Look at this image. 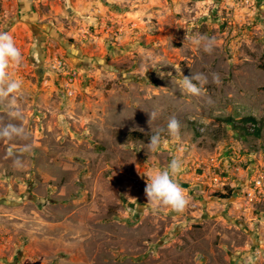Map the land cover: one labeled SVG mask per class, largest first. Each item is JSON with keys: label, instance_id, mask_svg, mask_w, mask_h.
I'll return each mask as SVG.
<instances>
[{"label": "rangeland", "instance_id": "obj_1", "mask_svg": "<svg viewBox=\"0 0 264 264\" xmlns=\"http://www.w3.org/2000/svg\"><path fill=\"white\" fill-rule=\"evenodd\" d=\"M59 1L61 28L39 18L14 68L23 121L0 103V124L29 134L0 140V187L19 190L26 231L49 238L15 264H236L264 216V198L246 195L264 182V0ZM199 35L214 38L211 54L192 43ZM193 73L208 77L199 97L177 85ZM173 115L179 138L165 131L148 152L151 129ZM173 158L183 213L147 205L144 192Z\"/></svg>", "mask_w": 264, "mask_h": 264}, {"label": "clouds", "instance_id": "obj_2", "mask_svg": "<svg viewBox=\"0 0 264 264\" xmlns=\"http://www.w3.org/2000/svg\"><path fill=\"white\" fill-rule=\"evenodd\" d=\"M189 39L186 34L185 40ZM192 43L202 46L203 51L211 54L215 47L214 38L205 35H199L192 39ZM23 62V54L16 46L13 36L7 31H0V103L8 102L9 112L12 120L23 121L22 111L17 103L16 93L23 87V81L13 77L10 73L11 68L19 67ZM163 75V73H161ZM212 83L219 86L221 83L218 73H212ZM208 83V77L203 73H193L192 76H183L181 81L177 82L180 91L183 94L192 96H202L204 94V85ZM149 126L151 128L155 113L151 112ZM180 121L173 115L168 118L166 129L159 128L155 131L151 129L149 143L146 144L148 152H155L162 143V133L167 131L168 135L174 138L180 136ZM141 131H143L141 129ZM28 132L22 123L0 124V140H13L20 138L28 139ZM166 143V141H165ZM31 144H24L21 152L32 151ZM8 155L12 158L13 166L23 165L21 156L17 155L15 150H10ZM182 171V164L179 160L173 158L165 169L154 170L146 175V187L144 189L147 197V205L153 208L167 207L176 213H183L190 204V199L185 189L177 182L176 177Z\"/></svg>", "mask_w": 264, "mask_h": 264}, {"label": "crops", "instance_id": "obj_3", "mask_svg": "<svg viewBox=\"0 0 264 264\" xmlns=\"http://www.w3.org/2000/svg\"><path fill=\"white\" fill-rule=\"evenodd\" d=\"M39 2H43L47 6L43 11L37 10ZM60 3L59 0L58 2L56 0H0V31L9 32L20 50L24 51L25 46L29 50L34 44L28 40L37 31L39 18L44 21L55 19V26L58 29L61 28V15L65 16L66 14L61 7H58ZM44 30L51 32V28L47 24ZM9 71L15 77L14 68ZM19 194V190L10 184L0 187V264H15V260L20 258L22 250L36 251L38 249L33 244L37 238L42 237L39 241L45 243L49 239L45 235L37 237L35 234H29L28 232L32 230L26 231L23 223L25 221L21 220L19 214L21 209ZM256 227L252 248H249L248 245L238 252L236 264H264V234H261V231L264 230V216L258 218ZM24 237L27 238L23 239ZM25 242L27 244L24 246ZM23 256H27V253L25 252Z\"/></svg>", "mask_w": 264, "mask_h": 264}, {"label": "built area", "instance_id": "obj_4", "mask_svg": "<svg viewBox=\"0 0 264 264\" xmlns=\"http://www.w3.org/2000/svg\"><path fill=\"white\" fill-rule=\"evenodd\" d=\"M70 88L68 87V85L66 86V93L68 95L72 94V91L69 90ZM255 125L252 124L251 127H254ZM221 183V179L219 176H217L216 174L214 176L211 177V184L214 187L219 186ZM246 195L247 198L249 200H253L256 199L258 200L259 198H264V182H262V180L260 178L255 179L252 183V186L250 188L247 189L246 191Z\"/></svg>", "mask_w": 264, "mask_h": 264}, {"label": "trees", "instance_id": "obj_5", "mask_svg": "<svg viewBox=\"0 0 264 264\" xmlns=\"http://www.w3.org/2000/svg\"><path fill=\"white\" fill-rule=\"evenodd\" d=\"M229 121H230V120H229ZM131 136L134 137V138H137V139L140 137L139 134H138L139 137H137V134H136V133H132ZM225 197H226V196H225Z\"/></svg>", "mask_w": 264, "mask_h": 264}]
</instances>
